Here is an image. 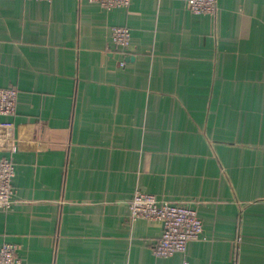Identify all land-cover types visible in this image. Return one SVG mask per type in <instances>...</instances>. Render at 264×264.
Segmentation results:
<instances>
[{"label":"crops","instance_id":"1","mask_svg":"<svg viewBox=\"0 0 264 264\" xmlns=\"http://www.w3.org/2000/svg\"><path fill=\"white\" fill-rule=\"evenodd\" d=\"M10 85L0 247L21 264H264V0H218L215 16L187 0H0ZM139 187L196 207L204 236L157 256L163 223L129 217Z\"/></svg>","mask_w":264,"mask_h":264},{"label":"built area","instance_id":"2","mask_svg":"<svg viewBox=\"0 0 264 264\" xmlns=\"http://www.w3.org/2000/svg\"><path fill=\"white\" fill-rule=\"evenodd\" d=\"M105 8L129 7L133 0H91ZM188 8L197 14L215 16L218 11V0H187ZM132 32L128 25H116L112 31V41L125 55L132 45ZM125 64L126 60L123 59ZM19 88L16 85L0 86V114L13 115L17 111ZM14 145L10 156L0 158V209L9 210L15 200L13 179L16 173ZM131 220L146 218L163 223V232L159 237L154 253L157 256H170L176 252L187 251L191 240L204 236V221L196 207L188 206L181 201L158 198L154 193L137 188L129 201ZM19 246L5 242L0 247V264H21ZM182 264H191L184 258Z\"/></svg>","mask_w":264,"mask_h":264}]
</instances>
